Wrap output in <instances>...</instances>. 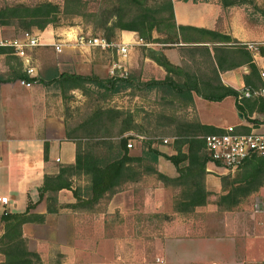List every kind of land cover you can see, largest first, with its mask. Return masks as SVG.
Wrapping results in <instances>:
<instances>
[{
    "label": "crops",
    "instance_id": "1",
    "mask_svg": "<svg viewBox=\"0 0 264 264\" xmlns=\"http://www.w3.org/2000/svg\"><path fill=\"white\" fill-rule=\"evenodd\" d=\"M171 4L176 24L217 30L228 34L235 41L220 44L208 38H196V41L189 43H141L134 31L120 30L118 41L131 43L125 59L129 70L132 74L133 72L138 74L140 71L141 80L149 89L155 87L144 83L150 79H162L167 74L173 81L180 83L189 75L191 100H184L183 103L187 109L191 108L194 117L189 122L213 125L222 129L247 126L264 130V112L253 110L251 113L256 115H249L247 109H244L243 115L236 109L234 97L231 95L223 96L219 100H210L197 94L212 90V86L217 84L216 81L237 91L245 86L243 77L247 74L248 68L242 53L244 50L251 55L259 78L264 82V17L258 11L249 14L245 5L223 6L219 0H171ZM19 32V29L12 26H0V39H8ZM191 32L197 33L194 30ZM34 33L40 43L26 50L35 70L34 75L27 76L26 80L29 82L21 84L18 81L21 77L15 75L23 71L21 59L11 52L0 51V196L4 195L7 199L4 204L0 202V212L3 209L23 210L27 200L33 202L37 199V188L44 174L55 173L58 163H70L74 160V138L71 134L67 136L65 133L67 127L63 98L66 92L75 93L78 88L60 86L52 77L60 71L88 73L81 70L83 65L73 57L74 53H63L62 49L60 51L53 49L49 43L54 39L48 28L36 29ZM75 33L66 32L69 36ZM245 42H255L257 51L252 52L246 48ZM259 48L262 52H259ZM153 50L162 54L175 67H179L180 72H166L152 58ZM217 61L220 68L216 64ZM158 89L163 93H173L167 87ZM221 108L224 110L223 114L215 115ZM174 134L176 133L164 137L173 138ZM156 160L155 168L158 171L167 176L176 174L174 166H171L167 159L159 155ZM213 167L222 168L208 161L205 164L207 172L204 175V183L206 189L211 191L208 200H211L213 193L220 192L219 178L210 173ZM74 177L78 176L71 177V188L76 186ZM143 178L142 174L138 181H130L125 188L112 193L109 204L112 209L122 211L128 208L129 204L132 205L133 200H139L141 207L144 204L143 211L146 210L145 206L149 205L161 215L163 212L169 215V211L166 210H170L172 215H189L181 217L185 222H189L188 236L183 231L178 232V228H181L176 224L178 221L170 225L163 220L158 225L159 229L160 227L166 229L163 233L166 244L168 243L176 255L179 253L181 255L179 249L188 242L195 247H201L210 243L209 240L214 236H218L214 228H210L208 224L206 218L209 215L216 218L215 226L223 228L224 234L226 232L224 238L227 239L234 236L230 232L231 229H237L239 235H242L240 231L246 232L248 226L245 215H264V181L247 200L248 203H253L254 210L260 213H251L247 209V202L243 200L231 209H221L214 202H207L195 206L188 214H181L171 211L173 189L170 186L162 185L159 181L150 184ZM74 200L70 189L63 188L57 192L56 203L63 204ZM30 211L43 215H96L90 208L80 206L73 208L63 206L56 211L47 212L44 197L37 201ZM154 247L157 252V246ZM259 251L261 252V248ZM197 259L199 262L204 260L200 257ZM246 260H252V257Z\"/></svg>",
    "mask_w": 264,
    "mask_h": 264
},
{
    "label": "trees",
    "instance_id": "2",
    "mask_svg": "<svg viewBox=\"0 0 264 264\" xmlns=\"http://www.w3.org/2000/svg\"><path fill=\"white\" fill-rule=\"evenodd\" d=\"M221 5L246 4L253 5L255 10L264 17V8L253 3V0H219ZM84 0H63L62 12L67 14L84 13ZM59 5L49 0L39 1L34 4L15 2L0 6V26H11L15 29L31 31V28L42 30L48 24H54L59 18ZM87 15L95 17L94 28H100L102 36L107 40L115 37L116 30H132L144 42H186L196 41V38H208L215 43L223 44L227 41H235L228 34L213 29L197 28L191 25L176 24L173 19L171 0H155L149 4L147 0H117V3L103 8L100 13L90 11ZM152 30H156L163 35H152ZM197 31L196 34L191 31ZM216 48V47H215ZM0 51L11 52V47L0 45ZM259 52L262 49L259 48ZM244 61L248 72L244 75V83L249 87L256 88L264 86L260 80L256 65L252 61L251 55L244 50ZM152 58L160 64L166 72H180L179 67L172 65L162 54L152 51ZM220 68V63L217 61ZM179 70V71H178ZM186 74V73H185ZM24 79H28L23 71L15 74ZM252 78L251 80L249 78ZM52 80L60 86L86 89L87 84L95 85L99 88L118 91L120 88L130 84V77H100L96 74H80L76 72H57ZM212 86V90L197 92L205 99L219 100L223 96L234 97L236 109L244 115V109L251 113L253 110L264 112V99L262 97H250L237 99L238 91L220 84ZM147 86L167 87L172 90V94L186 101L191 100L190 83L191 79L185 77L183 82H175L167 74L162 79H150L144 82ZM121 111L111 107H96L81 123L80 129L86 131L82 141L74 140V160L70 163H58L55 173L44 174L41 184L37 188L38 197L35 201L27 200L21 211H9L3 209L0 212V219L3 227L0 233V264H41L38 253L27 248L25 238L22 235L21 227L25 222L43 220L42 213L30 211L35 203L42 197L45 200V211L53 212L58 208L83 207L89 209L95 201L103 196L110 198L111 194L125 188L130 181H138L142 171L136 168L132 162L140 163L144 161L145 155L151 161H156L161 155L175 168L176 174L167 176L158 171L153 165L144 164L142 170L153 173L156 178L162 181L165 186H170L172 190L171 210L181 214H188L197 205L207 202L211 193L205 187L204 175L207 172L205 164L209 156L204 148L202 136L206 133H219L223 129L208 124L192 123L184 121L181 128L177 127L173 137L174 152L167 154L146 145L139 154H132L126 146L127 139L131 135H121L130 127L120 126L117 130L119 137L116 140L110 139L108 131L109 119L119 117ZM237 131H247L249 127H234ZM180 129V131L178 130ZM178 131V132H177ZM70 136V131H65ZM95 138L94 141L86 142ZM80 142L85 147L80 146ZM149 143V142H148ZM103 145L109 150L108 155L100 156L94 154L91 146ZM219 176L220 192L214 198V203L221 209H231L243 200L256 192L264 181V158L257 155L246 157L241 164L232 171ZM85 177L86 195H79L78 188H71V177ZM70 189L75 200L68 203H56V195L60 189ZM187 217L189 215H182ZM202 264V263H201ZM259 264H264L262 259Z\"/></svg>",
    "mask_w": 264,
    "mask_h": 264
},
{
    "label": "rangeland",
    "instance_id": "3",
    "mask_svg": "<svg viewBox=\"0 0 264 264\" xmlns=\"http://www.w3.org/2000/svg\"><path fill=\"white\" fill-rule=\"evenodd\" d=\"M39 1L44 0H0V6L15 2L34 4ZM49 1L56 2L60 9L58 20L54 24L44 27L50 30L54 41L65 37L67 31L102 36L100 28H94L95 17L93 18L87 13L95 11L98 14L104 7L107 8L111 4L117 3V0H84V13L67 14L62 12L63 0ZM154 1L147 0V3L152 4ZM253 3L264 8V0H253ZM242 5L248 8L249 14L257 11L250 3ZM21 30L23 29H19V31ZM35 30V28H31V32ZM118 33L119 30H116L112 40L118 41ZM151 33L153 36L163 35L156 30H152ZM62 50L63 53H74L73 57L83 65L82 71L100 77L108 76L107 67L114 57V54L109 50L78 44L72 46L70 41L62 47ZM127 69L130 84L118 91L110 92L87 84L86 89H76L75 93L66 92L63 98V107L67 129L75 140L85 135L86 131L81 130L78 124L94 108H117L121 111L119 117L108 121L107 128L110 139L116 140L119 137L117 130L123 125L130 127L121 133V135H131L127 139L132 142V145L127 147L130 153H141L140 151L145 149L147 144L150 147H156L157 150L162 149L163 151H159L163 153H173V138H169L170 140L167 142H162V138L173 135L175 128H181L184 121L194 118L191 108L187 109L183 106L184 99L171 93L160 92L158 87L152 89L145 87L140 71L138 74L135 72L132 74L129 65H127ZM223 112L224 110L221 108L215 112V115L223 114ZM249 115H256V113ZM178 130L180 131V129ZM82 139L84 138H78L77 141H82ZM94 140L95 138H91L84 141ZM81 144L82 142H80V146ZM82 147L88 148L89 146L85 147L82 144ZM90 148L94 154L105 157L110 150L103 145H94ZM156 162L157 160L153 162L149 156L145 155L144 161L140 163L133 161L132 164L142 171L139 176L143 174V179L146 178L148 183L159 181L162 184L155 174L142 170L143 163L156 167ZM169 164L173 166L171 162ZM210 173L219 178L222 174L230 173L231 175L234 172L213 167ZM74 178L76 179L75 181L73 179L75 187H79H77L78 194L86 195L85 186L82 187L86 185L85 177L80 175ZM216 194H212L209 202H214ZM248 199L249 197L245 201L247 202ZM247 203V209L251 213H260L254 210L253 203ZM142 207L141 201L133 200L132 205L129 204L128 208L119 211L117 208L112 209L108 196H103L90 206V210L94 211L96 215H44L41 222L30 221L22 224L21 232L27 248L38 253L41 264H259L264 259V215H245L248 226L246 232L240 231L242 235H239L237 229H231L230 232L234 234L235 238L233 236L230 239L224 238L226 232L224 234L223 228L215 226L216 218L209 215L206 218L208 224L210 228H214L218 236H214L209 240L210 243L201 247H195L188 242L179 249L181 255H179L180 253L176 255L168 243L166 244V237L163 235L166 229L163 230L162 227L159 229L158 225L163 220L170 225H173L174 221H178L176 224L181 227L178 228V232L183 231L188 236L189 222H185L181 218L182 215L170 214V210H166L169 211V215L164 212L161 215L149 205L145 206L146 210L144 211ZM163 215H165V219H163ZM257 217L260 218L257 219ZM2 227L0 219V233ZM155 245L157 252L154 250ZM167 248H169L168 251ZM199 257L204 260L197 261ZM248 257L249 259L252 257V260H246ZM233 260L235 261L233 262Z\"/></svg>",
    "mask_w": 264,
    "mask_h": 264
},
{
    "label": "built area",
    "instance_id": "4",
    "mask_svg": "<svg viewBox=\"0 0 264 264\" xmlns=\"http://www.w3.org/2000/svg\"><path fill=\"white\" fill-rule=\"evenodd\" d=\"M69 41L72 46L78 44L96 47L100 50H109L110 53L114 54V57L107 67L108 76L112 78L127 76L128 69L125 59L131 43L107 40L103 36L75 33L72 36L66 35L49 44L55 51H60ZM139 42L145 43L141 38H139ZM39 43L38 36L27 30H21L8 39H0V45L11 47V53L21 59L22 70L27 76L34 75L35 70L26 50ZM244 45L252 52L257 51L255 42H245ZM260 75L263 76V73L260 72ZM18 81L21 84L29 82L24 78H20ZM250 97H262L264 99V86L252 88L245 85L238 91L237 99ZM138 137L141 138L142 136ZM202 139L209 156L208 162L219 165L226 171L234 170L246 157L252 154L264 158V130L258 128L251 127L247 131H237L234 127H227L219 133H206L202 136ZM168 140L170 139L162 138V142ZM131 145L132 142L127 141L126 146ZM0 202L3 204L7 202L4 195L0 196Z\"/></svg>",
    "mask_w": 264,
    "mask_h": 264
},
{
    "label": "water",
    "instance_id": "5",
    "mask_svg": "<svg viewBox=\"0 0 264 264\" xmlns=\"http://www.w3.org/2000/svg\"><path fill=\"white\" fill-rule=\"evenodd\" d=\"M238 115L240 116V113L238 112Z\"/></svg>",
    "mask_w": 264,
    "mask_h": 264
}]
</instances>
